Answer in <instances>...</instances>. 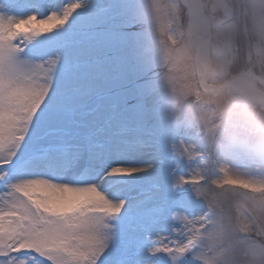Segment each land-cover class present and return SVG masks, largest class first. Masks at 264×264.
<instances>
[{
  "label": "snow or ice",
  "instance_id": "1",
  "mask_svg": "<svg viewBox=\"0 0 264 264\" xmlns=\"http://www.w3.org/2000/svg\"><path fill=\"white\" fill-rule=\"evenodd\" d=\"M0 264H264V0H0Z\"/></svg>",
  "mask_w": 264,
  "mask_h": 264
}]
</instances>
